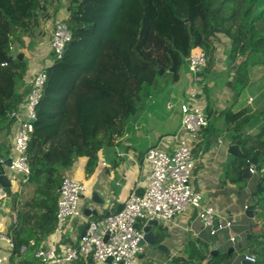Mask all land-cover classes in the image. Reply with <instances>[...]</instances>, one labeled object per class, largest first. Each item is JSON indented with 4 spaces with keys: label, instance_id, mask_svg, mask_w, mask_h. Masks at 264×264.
<instances>
[{
    "label": "trees",
    "instance_id": "obj_1",
    "mask_svg": "<svg viewBox=\"0 0 264 264\" xmlns=\"http://www.w3.org/2000/svg\"><path fill=\"white\" fill-rule=\"evenodd\" d=\"M64 9L67 15L59 16ZM50 18L65 21L71 39L62 59L48 69L49 80L27 148V182L34 185V195L16 210L13 254L20 252L21 245H28L29 239L34 244L27 249L33 253L55 230L62 171L83 158L85 174L91 173L98 152L125 132L151 95L171 89L180 71H188L191 51L200 47L207 57L198 73L207 79L202 85L208 118L203 132L208 141L212 139L210 116L216 108L206 81L212 79L217 85L218 78L227 76L231 101L216 109L219 120L231 129L230 143L239 144L242 150L240 157L231 156L225 166L222 184L245 183L244 167L249 159L257 158L256 165H250L255 187L246 209L253 212L256 229L238 250L255 256L250 264H264V125L255 134L246 130L258 118L264 123V110L259 114L245 107L233 110L250 82L251 67L264 65V0H0V159L6 160L12 147L15 118L11 113L19 109L30 89L28 59L26 55L21 60L12 56L16 49L11 47L31 48L39 35L35 29L40 19ZM218 32L228 40L222 50L221 72L215 68L216 42H221ZM233 253L226 251L217 262L218 252L206 262L224 264ZM200 259L196 250L173 260L201 264ZM77 261L93 264L81 258Z\"/></svg>",
    "mask_w": 264,
    "mask_h": 264
},
{
    "label": "crops",
    "instance_id": "obj_2",
    "mask_svg": "<svg viewBox=\"0 0 264 264\" xmlns=\"http://www.w3.org/2000/svg\"><path fill=\"white\" fill-rule=\"evenodd\" d=\"M63 16L67 15L64 9L60 12ZM28 41V37L25 38ZM28 44V42H27ZM26 44V45H27ZM16 53H23L28 59V76L35 72L39 66H49L52 55L49 50V40L34 39L31 48L26 46L24 50L21 45H13ZM24 51V52H23ZM25 53V54H24ZM218 69L217 63L215 66ZM224 68V67H223ZM74 68L73 70H75ZM72 73L70 70L61 76L63 81ZM179 80L171 86L167 92L164 91L163 97L166 98L167 113H163L160 107L149 100H146L144 108L137 118L128 125L125 132L116 138L111 145L103 147L98 152L97 163L91 173L84 172V159H77L72 167L62 171V175L80 181L84 185V192L81 195L79 206L81 216L67 219L63 225L46 236L41 242V248L55 245L58 250L64 245L77 244L80 235L88 221L100 219L109 214L115 213L131 192L142 194L147 186L150 175L149 164L145 160V153L150 147H157L165 152H171L176 144V133L188 138L192 145V153H195V167L192 176L193 187L200 191L202 201L205 204L213 205L216 212L226 214L234 221L231 229L211 233L209 228L203 226L197 217V210L187 207L186 210L169 220L158 221L156 225H151L150 229L156 238L155 245L145 244L143 251L139 255L138 264H180L173 259H184L195 254L196 250L200 253V263L207 264L206 260L212 256L214 250L222 249L225 252L229 247L236 250L238 245L244 244L250 238V232L255 231L253 227L254 218L246 214L245 205H248L252 198L251 192L255 187V177L246 178V182L241 184L227 183L222 184V175L227 163L231 160V155L227 153L229 143L225 147L221 138H216L219 147H210L203 142V136H197L195 140L189 139L187 133L180 129V113L178 110L179 102L187 100L194 95L198 100H202L200 91L196 92L193 85L186 80ZM197 80V79H196ZM62 81V82H63ZM183 82V83H182ZM54 97L59 96L54 94ZM253 100V99H252ZM214 101V99H213ZM171 102L173 106L168 108ZM202 102V101H201ZM215 102V101H214ZM206 105V103H205ZM260 108L248 109L250 113H258ZM218 109L212 108L210 119H218ZM21 114V113H20ZM213 119V120H214ZM221 121V120H220ZM213 123V122H212ZM15 128V124H14ZM217 130L230 131V127L220 123ZM218 132V131H217ZM5 174L13 177L14 182L10 183L9 190L3 187L4 196H0V233L12 237V227L16 221V210L24 203L30 202L34 195V185L30 182H18L20 176L15 175L5 168ZM1 186V185H0ZM93 193H96L98 201L92 200ZM96 211L84 213L83 209ZM148 221L137 223L142 228ZM236 237L234 243L229 241V236ZM34 241L29 239L28 241ZM191 243V244H190ZM162 244L163 248L158 249L157 245ZM29 247V246H28ZM9 248L7 243L0 240V254H7ZM9 264H56L41 263L33 257L30 250L13 254L9 257ZM69 264H79L78 261ZM93 264H110L108 262Z\"/></svg>",
    "mask_w": 264,
    "mask_h": 264
},
{
    "label": "built area",
    "instance_id": "obj_3",
    "mask_svg": "<svg viewBox=\"0 0 264 264\" xmlns=\"http://www.w3.org/2000/svg\"><path fill=\"white\" fill-rule=\"evenodd\" d=\"M70 39L71 32L65 21L61 18L54 19L49 40V50L53 54L51 64L39 66L28 76L29 92L19 109L11 113L15 118V128L12 127V147L8 157L11 163L5 168L13 173V176H20L18 182L26 183L30 174L27 148L38 121V108L49 80L48 69L62 59L65 45ZM206 60V54L200 47H195L191 51L187 68L195 79H200L198 73L206 65ZM251 100L249 97V101ZM167 106L171 108L173 104L169 102ZM178 110L180 129L188 136L191 134L195 140L208 125L205 105L191 95L187 100L179 102ZM175 136L177 141L171 152H165L157 147H150L146 151L145 160L149 164L150 175L142 194L131 192L119 211L88 221L85 232L80 235L77 244L64 245L60 250L55 245L39 248L33 252V257L41 263L69 264L80 258L84 261L104 263L111 257L110 264H138L139 255L143 251L141 240L144 232L135 225L150 219L169 220L182 214L189 206L197 210L198 219L204 227L211 230V233L231 229L234 225L233 219L216 212L213 205L205 204L200 191L193 187L195 159L192 145L188 138L180 136L179 133ZM8 179L10 183L14 182L13 177ZM84 189L80 181L67 175L62 177L57 188L56 229H59L67 219L81 216L79 201ZM4 195L3 187L0 186V196ZM246 209L247 205L244 207V210ZM0 240L5 241L9 248L7 254H0V264H9L14 247L13 241L2 233ZM229 241L234 243L236 237L230 235ZM33 244L34 241L31 240L28 245H21L20 251L24 252ZM239 259L249 263L255 262V256L252 254H242Z\"/></svg>",
    "mask_w": 264,
    "mask_h": 264
},
{
    "label": "rangeland",
    "instance_id": "obj_4",
    "mask_svg": "<svg viewBox=\"0 0 264 264\" xmlns=\"http://www.w3.org/2000/svg\"><path fill=\"white\" fill-rule=\"evenodd\" d=\"M62 10H60L61 12ZM59 12V16H61ZM55 18H50L48 20H42L40 19V24L39 26L35 29V32L38 35V39H45V40H50V36H51V28H52V22L54 21ZM41 34V35H40ZM217 36L220 38L221 42L217 41L216 42V56H217V66L218 72H221L224 68V61H223V46L224 44L226 45L228 43V40L221 34L218 32ZM251 73H250V82L249 84L243 89V91L240 94L239 100L238 102L235 104V106L233 107V110H237L239 108L245 107L246 109H250L252 110L253 108H260L258 111V114L264 110V65H255L253 67H251ZM56 75V72H55ZM180 75L183 76L182 77V81L185 80L184 78H186L187 81L190 82V86L193 85L195 87V91L198 92L200 91V93L202 94V103L205 105V98H204V91L202 89V85L204 83L205 80L207 79H201V77H199V80H196L195 77L187 70L182 69L180 71ZM225 78L221 77L218 78L220 80V82L217 85H214V81L212 79H210L209 81H206V84H208L209 86L212 87V99H214V105L216 108H220L223 109L231 100H230V91L228 90L227 84L230 83V78H227V76H225ZM224 79V80H223ZM202 82H199L201 81ZM183 83V82H182ZM214 85V87H213ZM192 87V86H191ZM164 91H161L159 93H155L154 95H151V97L149 98V100L153 103H156L159 107L160 110H163V113H167L166 110V98L163 97ZM249 97H251L253 100L249 101ZM145 106V105H144ZM144 108V107H143ZM219 112H215V114ZM261 117V116H260ZM215 118V117H214ZM212 118V122H213V136L212 139L208 141L207 139V134L204 135L203 132V142L205 144H208V146L210 147H225L227 146L230 142H231V132L228 131H221V130H217L219 128L220 123H223L222 121L218 120V119H214ZM214 119V120H213ZM224 124V123H223ZM264 125L262 118H258L256 119V121H254L250 126H248L246 128L248 133L251 134H255L256 132H258L259 128ZM218 131V132H217ZM189 139H192L191 134L188 136ZM220 137L222 144L218 146V143H216V138ZM193 141V139H192ZM195 153H193V157H194ZM218 252L220 253V256L216 257V261L220 262L224 256H222L225 251L222 249H219ZM242 255V253L237 249L234 251L233 255L227 259L224 260L223 263L224 264H239L240 263V256ZM216 256V255H215ZM209 258V257H208ZM145 264V263H144Z\"/></svg>",
    "mask_w": 264,
    "mask_h": 264
},
{
    "label": "water",
    "instance_id": "obj_5",
    "mask_svg": "<svg viewBox=\"0 0 264 264\" xmlns=\"http://www.w3.org/2000/svg\"><path fill=\"white\" fill-rule=\"evenodd\" d=\"M16 54V57L18 59H23V53H12V56H15ZM171 71H173V68H171ZM163 70L160 69L159 70V73L162 74ZM137 118V114H134L132 116V121H134L135 119ZM227 153L233 157H240L242 155V150L240 148V145L237 144V143H231L229 146H228V149H227ZM11 163V159L10 158H7L4 162H1L0 161V185L4 188H8L10 186V182H9V179H8V176L5 174V167L10 165ZM257 163V158H251L248 160L247 164L245 165L244 167V171H243V178H250L252 176V170L250 168V165H256ZM39 172V170H36L35 171V174H37ZM92 200L93 201H97L99 203H102V201H98L97 197H96V193H93V196H92ZM122 207V206H121ZM120 208L117 210L119 211ZM83 212L84 213H87L88 215V212H92L93 214L96 213V211L94 210H90V209H83ZM246 214L249 216V217H253V212L251 210H248L246 211ZM158 223L157 220L155 219H150L148 220L147 224L143 227V232H144V235H143V239L141 240V245L144 246L145 244H149V245H155L156 243V238H155V235L154 233L151 231L150 227L151 225H156ZM137 226V225H135ZM87 226L84 227V229L82 230L81 232V235L84 234L85 232V229H86ZM157 248L158 249H162L163 248V245L162 244H158L157 245ZM234 248L233 247H229L228 250H227V253H231L233 252ZM218 254V251L217 250H214L212 251L211 255L212 256H215ZM106 262L108 263H111V257H108L106 259ZM241 264H250L249 262L245 261V260H242L241 261Z\"/></svg>",
    "mask_w": 264,
    "mask_h": 264
}]
</instances>
